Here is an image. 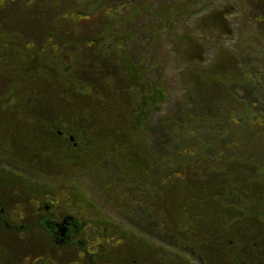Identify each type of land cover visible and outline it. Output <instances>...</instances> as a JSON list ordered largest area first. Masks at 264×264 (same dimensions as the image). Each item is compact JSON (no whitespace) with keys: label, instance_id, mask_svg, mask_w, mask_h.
<instances>
[{"label":"trees","instance_id":"trees-1","mask_svg":"<svg viewBox=\"0 0 264 264\" xmlns=\"http://www.w3.org/2000/svg\"><path fill=\"white\" fill-rule=\"evenodd\" d=\"M101 1L0 0V102L13 100L15 95L27 97V102L33 105L32 114L44 120L46 130L44 134L47 139L53 138V140L58 141L56 133L63 131L73 134L75 143H77L76 148L63 141L64 146H59L60 156L58 157L61 163L68 164V166L67 175L62 179L58 188L48 187L46 184L40 186L37 181L35 182L27 176L14 172V174L7 170L2 172V176H0V194H3V196L0 200L2 199L1 207L4 209L3 219L6 222L10 221V210L7 207V201L8 205L12 206L18 213L32 216V220L28 221L29 224H27L20 219L21 225L24 224L26 226L24 228L28 230L25 233L27 236L20 240L18 237L24 236V233L17 234L7 230L3 224H0V264H142V261H136V263L134 261H79L80 255L76 248L68 250L54 245L51 234L42 222L39 223L36 220V215L33 214L34 211L31 208L41 201V203L47 204L49 208L55 211L60 213L63 211V213L88 220L91 223L92 215L99 214L100 216V211L98 208L93 207L92 201L80 186L71 180L72 177L69 173L76 167L90 168L92 165L103 161V158L109 155L108 153H113V155L128 154V161L122 158L121 161L129 166L131 164L133 166L132 173H136L138 177L148 178L149 180L159 176L156 174L159 169L157 162H155L156 156L148 150L149 131L145 127L150 118V112H157V110L153 103L152 106L154 107H151V111L146 112L144 109L147 107L143 106V103H145V99L149 102L152 98L161 102L165 98V87L159 80L156 83L148 80L146 71L139 65L140 72L135 74L134 69L137 65L131 63L130 60H128L130 63L120 60L121 52L125 51L124 40L126 37L115 26V23L121 19L119 15L116 17L112 12L105 14L99 11L100 15L98 16H88L86 12L85 14L80 12L81 8H84L83 5H89L93 2L99 4ZM243 2L248 6V9L250 8V15L253 16L252 22L255 23L259 36L264 41V0H244ZM145 6L136 4L134 8L137 7L142 12ZM55 9H58V11L55 12ZM53 12L57 16L56 19L66 17L70 23L68 31L64 33L59 27L61 23H56V19L46 21V18L52 17ZM227 14L226 11L219 10L201 18L199 21L200 29L204 35L211 37V34H214L218 38L230 35L231 29L226 20ZM75 16L78 23L74 19ZM184 16H174L171 20L174 22L176 18ZM83 19L90 22L85 27H80L79 23ZM64 24L66 25V23ZM43 26H52L53 29H45ZM27 28L30 29L29 32ZM89 28L90 31L88 32ZM19 39H22L20 44L22 48L17 46L20 42ZM177 40L178 46L173 52L178 57L179 62L186 64V69L182 72V85L187 86L189 97H191L190 90L193 88H201L206 83L207 87L211 89L209 85H214V83L207 80L206 74L208 76H210L209 73L214 74L217 79L216 83H226L228 87L233 86L235 84L234 79L239 80L241 76L242 80L240 82H242L243 87H255V105H262L260 107L255 106V115L260 111L257 109L264 106V90L260 89L263 86L256 80L253 84L250 76L244 71L242 62L235 51L214 40L216 44L214 62H211L210 68H200L204 66L201 65V60L202 55L207 51L205 43L203 44L198 39L183 35H179ZM37 50L44 53L48 60L56 65V70L59 73L56 72L54 75H50L44 62L39 65L35 64L36 53L33 52H37ZM89 51L92 55L94 52L97 53L94 61L87 60L91 53L82 54ZM104 52L103 57L99 56L100 53ZM67 58L71 67L67 68L66 66L64 71L72 69L76 63V60H69V58H80L81 63L79 65L81 66L74 69L75 79L64 83L60 73H63L62 66ZM102 58L106 61L103 62ZM209 69L213 70L209 71ZM196 73L201 75H196ZM232 74L234 75L232 76ZM262 81H264L263 78ZM222 95L227 100L233 98L229 97L227 93H221ZM235 98L238 97L235 96ZM243 98L248 99V97ZM132 99L138 107L134 108L135 105L131 103ZM192 99L195 104L196 98L192 97ZM237 104L240 105L241 103L238 101ZM211 109L209 108L206 111L209 119L215 118L210 112ZM240 112L245 127L252 125L249 119L252 116L253 120L254 113L248 109L237 111V108L231 109L227 114L228 123L233 122L237 125V122H241V119H236ZM136 119H141L142 129L136 128L138 122ZM258 126L261 127V131L264 133V116H255V128ZM198 133H200L198 130L190 126H187V128L179 126L176 131L178 141L193 144L189 147H183V155H186V157L185 162L182 161L181 163L184 162L183 165L192 163L197 170L201 167L198 161L194 159L200 153L197 149L200 146L197 139L199 138ZM50 150L56 152L54 147H51ZM187 154L192 155L193 159H188ZM239 154L243 156L244 152L241 151ZM221 160L224 165L228 164L225 159L221 158ZM239 160H242V158H239ZM257 165L264 167L261 164ZM204 166L213 169L215 163L207 161ZM262 168L259 169L258 176L255 175L254 177L248 169H241V172L244 171L245 179H256L255 214H252V205H249V211L251 212L249 220L255 219V227H250L247 233L248 241L244 245L245 248L249 244L250 248V250L244 249L245 251L248 250L244 252L246 257H250L251 250L255 249V261H237V264H264V185L258 181L264 178L261 172ZM60 173L63 175L64 171ZM163 176L172 179V176L166 174L165 171ZM199 177L208 178L204 174H199ZM230 179L229 176L227 186L233 183ZM195 182L186 181L185 184ZM24 186L29 187L28 191L32 190L38 193L28 195L22 189ZM43 188L48 190L44 191ZM201 190L203 193L206 192L203 184H201ZM195 193H198V190ZM220 194H223V192L221 191ZM65 198L67 200H64ZM223 200V197H220V204H224L221 203ZM184 203L186 208L183 214L186 209L193 208V204L198 205L194 201L185 200ZM220 204L218 210L221 209ZM196 210H199L200 215L196 216V220L193 219L191 226L186 222L188 217L173 220V217H177L173 215L170 220L180 227L192 228L194 225L200 227L193 228V230L186 228L188 230L181 231L180 235L184 233L185 235L195 236V240L199 241V244L208 245L210 240L213 246L220 245L222 223L219 222V219L222 220L223 218L221 219V216L217 213L213 214L212 210H216L215 208L211 209L208 206L201 205ZM166 216L168 217V215ZM170 220H167L168 223ZM12 225L15 224L12 223ZM203 228L205 230H202ZM113 229L112 238L108 239V242L113 245L112 251L115 252L116 260H119V257H122L120 254L123 249H118V247L120 244L124 245L126 230L122 229L120 224L113 225ZM228 236H230V233H228ZM244 236L246 237L245 233ZM14 239L17 241L16 245ZM23 242L24 244H22ZM36 242L38 246L35 248L33 244ZM42 252L47 253L52 261H43L44 258L40 255ZM147 264H165V261ZM177 264L187 263L179 261Z\"/></svg>","mask_w":264,"mask_h":264},{"label":"rangeland","instance_id":"rangeland-1","mask_svg":"<svg viewBox=\"0 0 264 264\" xmlns=\"http://www.w3.org/2000/svg\"><path fill=\"white\" fill-rule=\"evenodd\" d=\"M243 1L102 0L99 4L97 3L98 5L94 2L83 5L84 8H81L80 12L84 14L86 12L88 16H98L100 15L99 11L105 14L112 12L116 17L119 15L121 19L115 23V26L126 37L124 40L125 51L121 52L120 60L124 62L130 60L131 63L137 65L134 69L135 74L140 72L139 65L146 71L148 80L152 83L159 80L165 87V98L161 102L152 98L149 102L145 99V103H143V106L147 107L144 111H151V107H154L152 106L153 103L157 110V112H150V118L145 127L149 131L148 150L156 156L155 162H157L159 168L156 172L159 175L158 177L148 180V178L144 179L138 177L136 173H132L133 166L121 161V158L128 161L129 156L126 153L119 155L108 153L109 155L104 157L103 161L92 165L90 168L76 167L69 173L72 177L71 180L77 183L92 201L93 207L99 209L100 216L99 214L92 215L95 222L100 223V220H103L109 225V228L120 224L121 228L127 232H125V239L131 237L136 243L148 242L156 245V241H159V237L162 236L161 239H164V243L175 241L183 248L189 243L199 241H195V236L185 235L184 233L180 235L181 231H186L188 230L186 228L189 227H180L170 219L173 215L177 216L173 217V220L188 217L186 222L191 226L193 219L196 220V216L200 215L199 210H196L197 207L202 205L218 210L220 197H223L220 192L227 186L229 176L233 183L227 186L223 192L226 206L234 210L230 205H237V208L240 209L237 212H240L246 218L251 214L249 205H252V214H255L256 179L253 177L258 176V171L262 168L257 164L264 166V133L261 131V127L255 128V116H264V106L258 108L257 110L260 111L255 115V106H262L255 105V87H243L242 82H240L242 80L241 76L239 80L234 79L235 84L233 86L228 87L226 83H216V76L209 73L210 76L206 74L207 80L214 83V85H209L211 89L205 83L201 88L191 89V97H189L187 86L182 85V72L185 71L186 64L179 62L178 57L173 52L178 46L177 39L179 35L198 39L207 46V51L202 55L201 60V65L204 66L200 68H210L211 62H214L215 41L222 43L235 51L242 62L244 71L250 76L253 84H255V80L260 82L263 86L260 89L264 90V81H262V78L264 79V41L259 36L255 23L252 22L253 16L250 15V8L248 9ZM136 4L146 5L145 9L142 12L139 11L137 7L134 8ZM219 10L228 13L226 20L231 29V34L221 38L214 34H211V37L205 36L200 29V19L211 12ZM54 11L57 12L58 9ZM181 13L183 14L181 15ZM183 15L185 16L176 18V21L172 22V17ZM51 16L46 18V21L57 18L54 12ZM74 19L78 23L76 16ZM55 22L61 23L59 27L64 33L70 28V23L66 17H59ZM88 22L83 19L79 26L85 27ZM43 27L53 29L52 26ZM27 31L29 32L30 29L27 28ZM19 41L17 46L22 48L20 46L22 39H19ZM96 43L98 44V42ZM37 52H33L36 53L35 64L39 65L44 62L45 67L50 72L49 74L54 75L57 72L56 65L50 62L44 53H40L38 50ZM86 53H91V51L82 54ZM96 54V52L93 55L91 53L87 60L94 61ZM104 54L105 52L100 53L99 56L103 57ZM69 60H76V63L68 71H64L66 66L67 68L71 67L68 58L63 63V73H60V75L64 83L75 79L74 69L81 66L79 65L81 63L80 58H69ZM102 61L105 62L106 59L102 58ZM211 70L213 69H209V71ZM196 75L201 74L196 73ZM221 93H227L229 97L233 98L227 100L224 95L221 96ZM235 96L238 98H235ZM192 97L196 98L195 104ZM243 97H248V99L245 100ZM27 101V97L15 95L13 100L0 102V176H2L4 170H7L10 173L14 172L27 176L31 180L37 181L40 186L46 184L48 187L58 188L62 179L67 175L68 166V164L61 163L58 157L60 156L58 149L59 146H64L63 142L59 136L56 138L59 142L53 140V138H50V140L46 138L44 120L32 114L33 105H30ZM238 101L241 103L240 105L237 104ZM131 103H133V99ZM133 104L135 105L134 108L138 107L137 103ZM209 108H212L210 112L216 119H209L207 116L206 111ZM234 108H237V111H241V109L251 110L254 113L253 120L252 116L249 119L252 125L245 127L241 112L236 118L241 119V122H237V125L233 122L229 124L227 114ZM136 120L138 121L136 128L142 129L141 119ZM179 126L184 128L190 126L200 132L198 133L199 138H197L200 142V146L197 148L200 153L196 158L194 157L202 167L198 170L192 163L183 165L186 157V155H183V147H189L193 144L178 141L176 131ZM61 132L64 135L66 134L63 131ZM71 145L74 148L77 147V145ZM51 147H54L56 152L50 150ZM240 149L244 152L243 156L239 154ZM187 150L190 151L189 148ZM187 158L191 160L193 156L187 154ZM221 158L225 159L228 164L224 165ZM239 158H242V160H239ZM182 161L184 162L181 163ZM207 161L215 163L213 169L204 166ZM242 168L248 169L253 175L251 177L253 179H245L244 171L241 172ZM63 171L64 174L62 175L60 172ZM164 171L172 176L171 180L164 178ZM261 172L264 176V167ZM199 174H204L208 178H201ZM186 181L196 182L185 184ZM208 181L210 182L207 184ZM258 181L264 185V178ZM201 184L206 189L204 193L201 190ZM28 188L26 186L22 188L28 195L38 193L32 190L28 191ZM43 190L48 189L43 188ZM197 190L198 193H195ZM39 195L41 196V194ZM185 200L197 202L198 205L193 204V208L186 209L183 214L186 208ZM37 203L39 204H34L31 207L34 215L38 213L37 205L44 209V213L55 212L51 208L45 210L47 204L41 203V201ZM16 212L18 213V211L13 210L9 214V220L16 227V229L13 228L10 231L17 234L24 233V236L18 237L20 240L26 237L25 233L28 232L24 228L26 226L21 225L20 219L27 224L32 219L23 213L17 214ZM165 219L170 220L169 223ZM40 221L38 222L40 223ZM193 228L200 227L194 225L189 229L193 230ZM87 235L91 239V233L87 232ZM14 241L16 245L17 241L15 239ZM33 245H35V248L38 246L37 242ZM123 247L120 244L118 249H123ZM156 247L158 248V246ZM181 248H179V251ZM192 250L183 251L192 252ZM200 251L196 249V253ZM40 255L44 258L43 261H52L47 253L42 252ZM179 256L188 259L182 253ZM114 261H118L116 257Z\"/></svg>","mask_w":264,"mask_h":264},{"label":"flooded vegetation","instance_id":"flooded-vegetation-1","mask_svg":"<svg viewBox=\"0 0 264 264\" xmlns=\"http://www.w3.org/2000/svg\"><path fill=\"white\" fill-rule=\"evenodd\" d=\"M57 135L61 138V141L68 144H74L75 146L77 145L73 134L66 133L64 135L60 131ZM226 187L223 188L222 192L225 191L224 189ZM2 196L3 194H0V198ZM223 197H225V195H223ZM1 200L0 224H3L7 230H12L13 228L16 229V227L12 225L11 221L6 222L3 219L4 209L1 207ZM6 203L10 212L13 211L14 208L8 205L7 201ZM221 203H224V200ZM220 206V210L213 211V214L217 213L221 216V219L223 218L222 220L219 219V222L222 223L220 245L213 246L212 242L209 240L208 245H204L202 243L199 244V242H192L181 248L178 245V242L175 241L171 243H164V239H161L162 236L159 237V241H156V245L148 242L136 243L131 237H127L123 245L124 247L122 253L120 254L123 258L119 257L118 261H134L135 263L136 261H142V264L155 263L157 261H165V264H177L179 261H183L187 264H237V261H255V249L251 250L252 253L250 257H246L244 255V252L250 250L249 244L245 248L244 245L245 242L248 241L247 233L250 227H255V219L253 218L252 221H250L249 216L245 219L243 214L237 212L240 210L237 208V205H230L234 210L227 207L225 203L220 204ZM36 208L38 211L36 214L37 221L41 220L42 222L49 223L54 226H61L63 223L66 224V219H71L74 223H76L75 228L70 227L68 230V240L66 244L56 245L60 248L64 247L68 250L76 248L80 255L79 261H114L115 252L112 251L113 245H109L108 242V239L112 238L114 229L113 227L109 228V225L106 222H103V220H100V223L95 222L92 218V222L90 223L88 220H83L79 217L66 213H59L58 211L44 213V209L39 205H37ZM48 208L49 206L47 205L45 210H49ZM243 231L246 234V237L244 236ZM87 232L91 233V239H89ZM228 233H230V236H228ZM140 245L141 247H139ZM156 246H158V248ZM179 248H181L180 251ZM189 249H193L192 252L183 251H188ZM196 249L201 251L196 253ZM244 249L248 250L245 251ZM180 253L186 255L188 259L179 256Z\"/></svg>","mask_w":264,"mask_h":264},{"label":"water","instance_id":"water-1","mask_svg":"<svg viewBox=\"0 0 264 264\" xmlns=\"http://www.w3.org/2000/svg\"><path fill=\"white\" fill-rule=\"evenodd\" d=\"M43 226L48 230V232L54 238L55 244L65 245L68 240V230L70 227L75 228L76 223H74V221L71 219H66V224L63 223L61 226L58 225L54 226L52 224L45 222L43 223Z\"/></svg>","mask_w":264,"mask_h":264}]
</instances>
